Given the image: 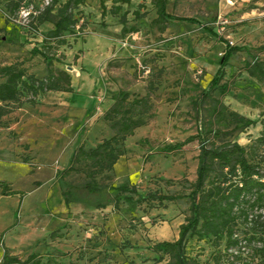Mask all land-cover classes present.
<instances>
[{"label": "rangeland", "instance_id": "rangeland-1", "mask_svg": "<svg viewBox=\"0 0 264 264\" xmlns=\"http://www.w3.org/2000/svg\"><path fill=\"white\" fill-rule=\"evenodd\" d=\"M50 1L25 0L18 17L9 23L5 4L0 2V65H22L38 79L46 76L43 61L32 58L30 52L41 48L52 30L50 24L33 29V18ZM126 11V27L136 29L127 36L122 34L119 17L101 19L98 0H88L74 11L79 20L77 33L67 35V45L55 53L60 59L55 67L72 76L74 92L50 93L36 106L25 104L22 112L0 121V181L24 193L23 198L0 194V260L7 248L22 260L37 253L43 264H166L158 263L147 246L178 238L187 201L163 207L157 203L152 207L126 203L119 209L96 207L107 203L110 193L105 189L110 184L136 186L143 196L157 190L188 193L183 184L184 180L193 183L197 179L200 142L196 140L173 154L163 149L205 130L213 102L205 101L202 95L209 90L228 44L243 51L226 68L223 83L231 84L230 93L221 98L214 91L212 99H222L230 111L255 124L216 143L236 142L246 149L257 146L259 152L264 151L256 143L264 134V86L244 70L252 62L247 52L264 61V0H170L171 15L197 23L173 21L162 34L151 25L156 17L152 0H132L129 9L123 7L121 16ZM135 11L145 17L135 19ZM207 28L217 36L209 34ZM120 91L128 93L130 99L150 94L153 109L145 117L147 124L125 142L113 179L100 178L99 193H81L79 200L67 207L63 192L80 183L81 177L63 179L57 174L70 166L81 145L95 148L113 136L104 114ZM13 123L8 134L5 130ZM15 132L21 139H16ZM25 144L30 145L37 164L19 162L27 157ZM242 229L247 238L253 235L251 227ZM245 246L242 260L235 264H260L253 253L262 244ZM187 249L198 264H214V251L208 242L192 239Z\"/></svg>", "mask_w": 264, "mask_h": 264}, {"label": "trees", "instance_id": "trees-1", "mask_svg": "<svg viewBox=\"0 0 264 264\" xmlns=\"http://www.w3.org/2000/svg\"><path fill=\"white\" fill-rule=\"evenodd\" d=\"M25 0H0L5 4L9 14L6 23L16 19L20 14ZM88 0H51L45 10L33 19L36 22L33 28L50 24L52 30L44 37L41 48H33L32 58H41L46 70V76L38 79L28 74L22 65H0V121L20 110L25 104L36 106L39 99L50 93H73L72 76L65 70L55 67L60 62L56 58V49L67 45V35H76L79 20L74 11L86 5ZM170 0H152L155 19L151 25L161 34L166 31L170 22H188L196 24L193 19L173 16L168 12ZM101 19L104 21L111 15L119 17L122 25V34L136 32L135 28H127V11L121 16L123 7L130 8L132 0H98ZM112 6L109 8L108 3ZM143 9L144 6L139 7ZM135 19L140 20L145 14L135 11ZM209 34L217 36L216 32L207 28ZM55 51V52H54ZM243 51L242 47L226 46V51L219 60V69L210 83L209 90L202 95L206 100L213 102L209 108L208 123L204 131L185 141L163 149L165 153L173 154L198 140L200 154L198 156L197 179L190 183L184 180L188 193L167 194L160 190L141 195L136 186H106L110 198L106 204H98L97 209H106L112 205L115 209L121 203L131 206L146 204L152 207L157 203L163 207L165 203L187 201V211L183 213V223L179 226L178 238L174 241L150 243L147 250L158 257L157 262L166 264H198L192 257L187 246L192 239L196 243L208 242L213 249L214 264H235L242 260L246 249L245 244L259 242L262 244L253 255L264 264V151L257 146L250 149L236 142L217 144L224 136L235 132H244L255 124L253 120L240 116L226 107L222 99H212V93L217 91L221 98L231 91L229 82L223 83L226 77V68L230 60ZM252 62L245 65V73L264 86V61L247 52ZM154 88V86H151ZM26 97L29 99L26 100ZM194 107L198 108L195 102ZM150 94L143 98L130 99L128 93L120 91L113 96V105L104 114V120L114 132L109 139H104L95 148L86 149L81 145L74 153L70 166L61 172V178L72 176L81 177V182L70 186L63 192L64 203L68 207L79 200L81 193L95 195L100 192L99 179L108 177L113 179L115 166L124 156L122 149L127 139L135 134L137 129L144 127L145 117L152 111ZM259 146L264 147V134L257 140ZM31 158L25 157L23 163L28 164ZM170 183V182H167ZM3 196L24 197V193L15 191L11 184L0 181ZM257 212H262L256 214ZM242 227H251L253 235L248 237ZM245 236H244V235ZM55 232L51 234V238ZM0 240V245H1ZM0 264H43L42 256L37 253L22 260L7 248ZM76 264V263H75ZM247 264H251L250 262Z\"/></svg>", "mask_w": 264, "mask_h": 264}, {"label": "crops", "instance_id": "crops-1", "mask_svg": "<svg viewBox=\"0 0 264 264\" xmlns=\"http://www.w3.org/2000/svg\"><path fill=\"white\" fill-rule=\"evenodd\" d=\"M73 87V86H72ZM73 92H74V90H73ZM51 94H54V93H51ZM58 94H71V93H58ZM47 97H49V96H46L45 98H47ZM25 106V105H24ZM24 106L20 109V110H18L16 113H20V112H22V109L24 108ZM14 124L15 123H13L12 125H11V127L10 128H8L7 127V129L5 130L8 134L10 133V131H13V126H14ZM14 135V134H13ZM15 135H16V139H21V136H19L16 132H15ZM23 148L25 149V150H28L27 152H25L24 154H27V157H29V158H31V160L29 161V163L28 164H26V165H30V164H37L36 162H35V160H36V157L35 156H33L32 155V152H31V149H30V145L29 144H25L24 146H23ZM72 160V159H71ZM19 162L20 163H23V159L22 160H19ZM70 163H71V161H70ZM23 164H25V163H23ZM11 187H12V184H11ZM0 194L2 195V192H1V189H0ZM3 196V195H2Z\"/></svg>", "mask_w": 264, "mask_h": 264}]
</instances>
